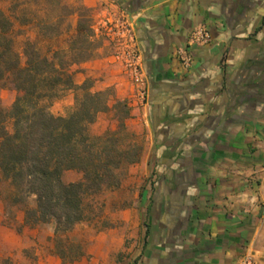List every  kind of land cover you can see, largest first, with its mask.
<instances>
[{
    "label": "crops",
    "instance_id": "crops-1",
    "mask_svg": "<svg viewBox=\"0 0 264 264\" xmlns=\"http://www.w3.org/2000/svg\"><path fill=\"white\" fill-rule=\"evenodd\" d=\"M108 2L135 24L148 96L126 126L143 152L118 189L100 193L97 220L108 224L73 229L82 250L73 264H235L246 253L264 264V0H83ZM199 24L212 42L192 50L185 72L173 53ZM70 72L76 86L90 81L130 106L133 88L107 46ZM67 93L62 109L73 105ZM4 198L0 263L68 264L52 252L53 224L45 235V225L24 226Z\"/></svg>",
    "mask_w": 264,
    "mask_h": 264
},
{
    "label": "trees",
    "instance_id": "trees-1",
    "mask_svg": "<svg viewBox=\"0 0 264 264\" xmlns=\"http://www.w3.org/2000/svg\"><path fill=\"white\" fill-rule=\"evenodd\" d=\"M73 15L75 33L67 49L45 55L26 41L19 54L11 36L12 18L0 8V84L17 93L8 110L0 105V179L14 189L13 206L34 197L23 225L53 224L52 252L64 263L82 256L80 245H66L61 236L86 221V198L118 189L126 169L143 152L142 139L126 126L131 110L125 101L111 103V91L92 92L90 81L73 83L70 68L93 59L102 47L93 30L92 9L82 3L66 11V17ZM61 22L23 19L22 24L35 23L46 36L58 32ZM67 90L75 92L73 108L56 116L51 104ZM102 113L112 114L116 128L94 135L91 127ZM66 171L80 173L81 180L65 183Z\"/></svg>",
    "mask_w": 264,
    "mask_h": 264
},
{
    "label": "rangeland",
    "instance_id": "rangeland-1",
    "mask_svg": "<svg viewBox=\"0 0 264 264\" xmlns=\"http://www.w3.org/2000/svg\"><path fill=\"white\" fill-rule=\"evenodd\" d=\"M26 1H28V3H25ZM20 3H25L26 5L17 6ZM82 3L83 0H0V8L12 18L13 30L11 36L14 40L15 50L19 54H21L24 43L26 41H31L35 43L37 49L41 53L46 55L47 53L53 50H65L68 48L70 39L75 33L76 16L73 15L66 17V11H71ZM109 5L110 2L103 3L102 5L97 6L96 8H91L93 14L92 25H94L97 17L108 9ZM64 6L67 7V10L65 11L62 9ZM23 19H28V20L33 19L34 22L44 19L46 20V22L52 25H57L60 22V20H62V22L57 27L58 32L52 35L50 34L43 36L39 32L38 27L35 26V23L23 25L22 24ZM98 38L102 40V45H104L102 37L98 36ZM67 94H68L67 91H64L61 97L55 100L51 104L50 110L52 113L58 115L62 114L61 116H65L69 111H71L73 105L64 109H62V105H61L62 100L66 101V99L64 98L67 96ZM16 96L17 93L9 89L5 82H2L0 84V105L2 108L8 110L11 104L13 103L14 99L16 98ZM102 114L103 116L101 118V121L97 120V125L95 123L91 127V133L94 135H98L97 133L101 130L102 126L98 127V124L100 122H102L103 125L104 124L107 125L105 131L116 128V122L113 120L112 114L111 113H102ZM128 172H129V167L126 169L125 178L128 176ZM81 178H82L81 174L76 171H71L70 173L68 172L64 173L62 176V180L65 183L79 181L81 180ZM5 182L6 181L0 179V195L5 197L4 206L6 207V211L8 210V213H13V212L16 213L18 211L25 212L26 209L34 207L35 199L34 197H29L24 203L16 205L17 209L15 208L14 210L13 209L14 206L11 204V199L13 198L14 195L8 196V189H10V187L7 186ZM105 192H109V191H105ZM101 195L98 194L95 196H88L86 198L85 200L86 221L83 222L84 224L88 226H94L95 228L97 227L103 228L108 224L106 220H104L103 222L97 220V217L101 215L104 208ZM10 220H12V217L10 214H8V216L6 217V221L8 224L12 222ZM42 231H43V235H45L46 225L43 226ZM61 239L63 240V242H65L66 245L76 244L74 230L72 232H69L68 234L62 235ZM53 245L54 243L52 241V246ZM0 264H10V263L8 261H2ZM68 264H73V262Z\"/></svg>",
    "mask_w": 264,
    "mask_h": 264
},
{
    "label": "built area",
    "instance_id": "built-area-1",
    "mask_svg": "<svg viewBox=\"0 0 264 264\" xmlns=\"http://www.w3.org/2000/svg\"><path fill=\"white\" fill-rule=\"evenodd\" d=\"M95 36L103 39L110 49L111 58L129 80L133 92L129 101L133 108L147 105L148 83L143 67V60L136 37L134 21L128 13L110 4L108 9L99 15L93 25ZM212 42L209 29L204 24L195 26L189 33L183 47L177 48L173 57L181 70L187 72L193 65L192 50L207 46ZM235 264H259L252 253H246Z\"/></svg>",
    "mask_w": 264,
    "mask_h": 264
}]
</instances>
